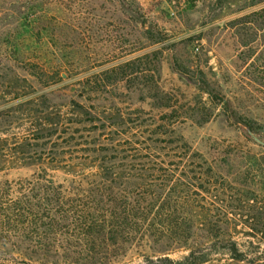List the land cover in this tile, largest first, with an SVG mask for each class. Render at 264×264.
Returning <instances> with one entry per match:
<instances>
[{
    "label": "rangeland",
    "instance_id": "obj_1",
    "mask_svg": "<svg viewBox=\"0 0 264 264\" xmlns=\"http://www.w3.org/2000/svg\"><path fill=\"white\" fill-rule=\"evenodd\" d=\"M0 111V183L52 169L41 154L75 165L170 125L215 183L180 211L204 230L170 256L204 251L224 205L236 224L222 230L264 250V147L248 133L264 136V0H0Z\"/></svg>",
    "mask_w": 264,
    "mask_h": 264
},
{
    "label": "trees",
    "instance_id": "obj_2",
    "mask_svg": "<svg viewBox=\"0 0 264 264\" xmlns=\"http://www.w3.org/2000/svg\"><path fill=\"white\" fill-rule=\"evenodd\" d=\"M48 128L59 130L52 121ZM169 128L159 125L155 139L154 133L128 138L111 156L109 149L88 147L75 165L62 153H44L40 160L52 169L0 183V264H128L123 260L134 249L142 258L137 264H212L217 254L224 256L217 264H264V250L253 240L243 243L222 230L236 224L232 205L206 223L204 251L191 250L179 260L170 256L188 246L192 231L204 230V221L180 211L201 207L197 190L211 194L215 183L199 177L206 162ZM89 138L71 142L91 146Z\"/></svg>",
    "mask_w": 264,
    "mask_h": 264
},
{
    "label": "water",
    "instance_id": "obj_3",
    "mask_svg": "<svg viewBox=\"0 0 264 264\" xmlns=\"http://www.w3.org/2000/svg\"><path fill=\"white\" fill-rule=\"evenodd\" d=\"M65 77V76H64ZM248 133L251 135V137L254 139V141L259 144L260 146L264 147V136H260L253 131L248 129Z\"/></svg>",
    "mask_w": 264,
    "mask_h": 264
}]
</instances>
